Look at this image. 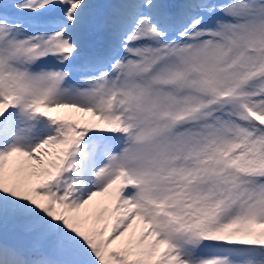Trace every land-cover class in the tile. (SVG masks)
I'll use <instances>...</instances> for the list:
<instances>
[{
  "label": "snow or ice",
  "instance_id": "obj_1",
  "mask_svg": "<svg viewBox=\"0 0 264 264\" xmlns=\"http://www.w3.org/2000/svg\"><path fill=\"white\" fill-rule=\"evenodd\" d=\"M0 264H264V0H0Z\"/></svg>",
  "mask_w": 264,
  "mask_h": 264
}]
</instances>
